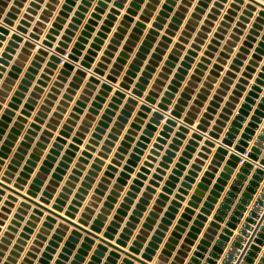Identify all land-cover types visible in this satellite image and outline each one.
<instances>
[{"label": "crops", "instance_id": "0c3cea01", "mask_svg": "<svg viewBox=\"0 0 264 264\" xmlns=\"http://www.w3.org/2000/svg\"><path fill=\"white\" fill-rule=\"evenodd\" d=\"M99 1L102 5H98ZM199 1L202 3L199 4L198 0H74L65 10L66 15L60 16L52 47L36 60L40 43L52 24L57 22L65 0H3L0 5V33H3L0 48L4 49L0 51V89L2 84H9L6 81L9 74L15 77L8 85L10 89H4L6 94L0 102V120L4 110L9 108L8 103L18 84L28 68L33 66L32 62H36V72L18 104L19 108L14 110L15 115L5 128L1 142L11 133L10 128L14 126L17 115L21 114L24 102L30 97L40 76L46 73L50 79L46 81V86L41 87L43 91L38 93L34 110L14 141L12 150H16L28 134L31 140L26 160L33 148L45 138L36 167L38 170L56 139L65 140L57 148L51 172L60 168V162H65L66 167L63 168L66 173L54 193L56 197L72 174V169L80 165L82 174L78 176L79 181L70 194L68 204L76 198L77 189L89 170H94L92 186L82 201L77 218L87 201L96 194L94 190L99 189L101 194H96L98 201L90 224L95 225L94 220L97 219L101 221L104 224L100 231L102 234L121 208L120 204L125 202L126 192L134 185L135 195L130 198L131 202L126 203V215L122 216L124 220L120 222L115 236L120 238L124 234L129 238L126 249L137 241L140 249L137 256L141 257L156 230H160L162 233L158 235L157 247L152 249L155 253L149 261L151 264H188L195 252L198 253L195 256L197 261L191 264H237L250 238H254L256 243L253 245L250 242L239 264H261L264 231L254 227L243 240L237 241L236 237L245 222L252 224L253 220H257L264 223V199H260V195L264 194V165L261 164L264 161V16L258 15L260 10H264V2L244 0V3L231 7V4L221 6L219 0L215 3L213 0ZM31 2H34L33 5H30ZM246 3L254 4L256 8L248 11ZM76 12L80 14L78 17ZM93 13L96 14L94 17ZM24 15L27 16V24L23 26L25 33L16 32ZM4 20H11L13 25L3 24ZM70 24L73 26L70 27ZM86 25L90 29H85ZM35 27L40 30L39 39L32 41L28 39V34ZM151 29L154 32L150 33ZM85 30V41L80 43L81 54L72 70L63 66L64 59V63H58L56 68L48 65L54 54L52 50L58 46L62 36L69 38L63 55L65 58ZM89 50L92 52L89 53ZM105 51L109 53L105 55ZM85 55L92 60L90 67L84 70L86 75L82 76L76 71L80 69L79 64ZM102 57L106 60L102 61ZM202 58L204 60L201 61ZM100 62L104 74L97 77L99 83L90 82L89 77L93 76L92 71ZM13 66H17L18 70H13ZM128 71L131 72L129 75ZM107 75L114 76L115 82L107 83ZM126 76L128 80L125 81ZM157 79L159 88L153 91L154 101L145 102ZM122 82L124 87L119 86ZM106 83L108 89L102 86ZM117 92L120 95L117 96ZM163 98L170 102L167 111L157 107L166 104ZM179 98L183 100L179 117L168 129H163L168 119L166 114ZM188 112H192L193 116L189 117ZM155 113L164 117L159 119ZM186 117L191 121L184 122ZM202 118H205V123L200 122ZM32 123L35 124L33 128ZM198 125L202 126L201 130L197 129ZM231 127L234 137L230 145H226L222 142ZM30 129L33 133L28 132ZM162 131V140L158 142ZM195 133L198 137L193 138ZM239 140H243L244 144H239ZM257 142V159H250V166L245 167L246 156ZM155 143L157 147L153 146ZM236 146L245 149L238 161L230 159V155L236 152ZM151 150L156 152L151 153ZM85 151L90 154L88 157L83 155ZM148 155L154 159L148 161V172L141 179L137 173ZM165 156L167 159H164ZM96 158L101 161L95 163ZM93 164L98 167L93 169ZM193 164L197 167L193 168ZM109 166H112L111 175L102 181ZM241 168L244 170L240 171ZM258 168L262 172H257ZM158 169L161 171L158 172ZM222 172L225 176H221ZM154 174H159L160 178L156 180ZM186 177L189 179L186 180ZM135 179L141 184H135ZM151 180H156V184H151ZM146 187L151 189L148 191ZM161 193L167 197L159 198ZM142 198L144 202H141ZM225 198H228L226 207L221 209L220 204ZM173 201L177 202L176 211L168 209ZM191 202L192 206L189 205ZM140 204L142 207L138 208ZM154 206L158 215L149 217V211ZM187 207L192 211L187 213L188 218H184L182 215ZM101 208L107 212L101 211ZM135 210L139 215L133 213ZM219 210L220 219L216 220L213 217ZM250 212L253 214L250 215ZM167 213L172 216H166ZM199 214L202 219L198 218ZM130 216H134L136 221L130 220ZM148 217L146 235L137 239ZM180 220L185 224L181 225L182 231H177L175 226ZM128 221L133 225L131 234L122 231ZM195 221L198 223L195 224ZM189 232L192 235L189 236ZM80 233L85 235L82 231ZM186 239H190L191 243L188 244ZM169 241L174 242L172 249L165 247ZM235 242L238 244L235 245ZM85 243L88 255L82 264H123L124 259L141 264L97 239L93 245ZM183 244L189 246L188 249L183 248ZM198 246L202 248L198 249ZM98 247L102 249L96 254ZM163 250H167L166 253ZM228 254L234 259L229 260ZM159 256H163L164 260Z\"/></svg>", "mask_w": 264, "mask_h": 264}, {"label": "rangeland", "instance_id": "374dc122", "mask_svg": "<svg viewBox=\"0 0 264 264\" xmlns=\"http://www.w3.org/2000/svg\"><path fill=\"white\" fill-rule=\"evenodd\" d=\"M39 55H36L38 56L37 58L35 56L36 60L40 58ZM16 63L19 64L18 61ZM32 65L28 68V72L22 78L20 84H18L14 96L11 97V102L8 103L9 108H6L1 115L0 179L17 187L24 193H29L38 200H46L50 206L60 197L63 187L67 186L69 191H65L67 197L64 199L66 204L63 212L68 210L70 205H75L78 208L77 218L80 207L83 205L82 201L85 200V195L89 193L92 186V177L95 173L91 175L92 181H90V187L87 192L79 191L82 183L84 181L87 182L85 179L86 175L81 182V186L77 189L78 193L74 196L76 198L72 199L68 204L70 194L73 193V188L76 187V182L79 181L78 176L82 174L79 170L80 165L77 164L76 167L79 173L75 175L72 169V174L65 180L58 195L54 196L58 186H60V181L63 180L62 175L66 173L63 168L66 167V164L65 162H60V168H55L54 172H51V169L54 167L53 163L58 153L57 148L61 143H65V140L56 139V142L49 148V152L42 160L38 170H36V167L40 160L39 155L42 154V149L45 146L44 142H42L45 141V138L39 142L38 146L33 148L32 153L29 154L26 160L25 155L28 152L27 147H29V141L31 140L28 134L24 136L25 140L21 141L16 150H12V147L15 146L14 141L18 139L17 136L21 133V129L24 128V123L28 121L31 111L34 110V106L37 103L36 99L39 97L38 93L43 91L41 87L46 86V81L50 79L47 76L48 74L45 73L40 76L41 78L37 81V85L34 86V90L31 91L30 97L27 98L20 109L21 114L17 115V120L13 123L14 126L10 128L11 133L1 142L5 128L8 127V123L12 121V117L15 115L14 110L19 108L18 104L21 103L24 93L28 91V86L31 85L30 81L34 79L36 62H32ZM12 68L13 70H18L17 66ZM13 77H15L14 74H9V78L6 79L7 83H9L8 85L13 83ZM8 85L2 84L0 102L3 101L2 97L6 94L4 89H10ZM0 107L2 106L0 105ZM33 127H35L34 123L31 124V128ZM28 132L33 133L32 129ZM63 159L66 160V156ZM24 160L25 162H23ZM49 174H51L50 177ZM71 175L76 176L77 179L70 178ZM68 180L74 186L67 185ZM96 190L98 192H95ZM94 192L101 194L99 189H95ZM96 194L91 197V200L87 201L83 211L80 213V217L83 212L91 215L95 212L94 207L97 206L96 202L98 201ZM51 195L53 196L52 198ZM87 207L92 208L94 212L90 213L87 211ZM0 217H2L4 225V227H0V232H3L4 237H6V239L0 237L4 241L2 245L4 248L2 264H82L85 260V258L80 260L77 257L81 254L78 249L84 248L86 245V241L81 238L82 234L80 231L2 186H0ZM10 225H14V227L10 228ZM101 249V247H98L95 253L98 254Z\"/></svg>", "mask_w": 264, "mask_h": 264}, {"label": "water", "instance_id": "95a60500", "mask_svg": "<svg viewBox=\"0 0 264 264\" xmlns=\"http://www.w3.org/2000/svg\"><path fill=\"white\" fill-rule=\"evenodd\" d=\"M2 1L3 0H0V5L2 4ZM73 1L74 0H65V3L63 4L62 9L59 11V16H57V18H56V21L57 22H54L52 24V28H50L48 34H46V36H45V39L40 43V47L41 48L38 49V51H37L38 54H40V55H42V54L44 55L45 54L46 55L48 53L47 51L50 49V47H52V41L56 39L55 38V35L57 34L56 29L59 26L58 25V22L61 19L60 16L66 15L65 14V10L69 9V5L72 4ZM251 1L254 2V3H257L254 0H251ZM33 3L34 2H31L30 5H33ZM201 3H202V1H199V4H201ZM133 4L134 3H132L131 5H133ZM249 4L251 5V8H253V9L256 8V6L254 4L246 3V7L247 8L249 7ZM98 5H102V2L99 1L98 2ZM230 6L232 7V5H230ZM47 7H49V5H47ZM0 10H1V8H0ZM12 10H14V8H12ZM96 10H98V8H96ZM27 11H29V9ZM129 11L130 10H127V12H129ZM44 12H46V10H44ZM9 15L11 16L12 14H9ZM75 15L78 17L80 14H79V12H76ZM95 15L96 14L93 13L92 14V17H94ZM258 15L260 17L264 16V10H260L259 13H258ZM42 17H40V18H42ZM224 18H226V17H224ZM26 19H27V16L24 15V18H23V20H21L20 25H18L16 27V29H15L16 32L25 33V28H23V26L27 24ZM258 19H260V18H258ZM72 20L73 21H76V18H73ZM91 22H92V20L90 19L89 20V23H91ZM2 23L5 24V25H7V26H9V27H11L13 25V23H12L11 20H4V21H2ZM121 23H124V22H121ZM222 24H223V22H222ZM38 25H40V22H38ZM154 25L155 24H153V26ZM72 26L73 25L70 24V27H72ZM85 29H90V26L89 25H86L85 26ZM118 29H120V27H118ZM0 31H2V29ZM86 31L87 30L83 31L82 36H80L78 38V42L75 43V46L71 49V51L67 54V56L65 58H63L64 57L63 55L66 53V48L68 47L67 46V43L69 41V38H67V36H62V38H61L62 40L58 42V46L56 48H54V50H52L54 54L50 57V62H48V65L56 68L57 65H58V63H60L61 60L64 59L66 62L63 64V66L66 69L72 70L74 68L73 64L76 61H78V56L81 54L80 49L82 48V45L80 43L83 42V41H85V39L83 37H84V35L87 34ZM39 32H40V30L37 27L33 28V32H31L30 34H28V39H30L32 41H37L39 39ZM149 32L152 33V32H154V30L151 29ZM66 33H69V30H66ZM147 37L149 38L150 35H147ZM13 38H16V37L13 36ZM111 41H114V40L112 39ZM144 43L147 44L146 41H144ZM94 46L95 45H92V47H94ZM90 52H92V51L89 50V53ZM108 53H109L108 51H105L104 52L105 55H107ZM37 57L38 56H36V58ZM170 57L172 58V56H170ZM91 60H92V58L89 55H85L84 56V60H82L80 62V64H79L80 65V69L77 70L76 73L79 74V75L85 76L86 73H85L84 70L85 69H88L90 67V61ZM101 60L102 61L103 60H106V58L105 57H102ZM202 60H204V58H202L201 61ZM166 64H168V62H166ZM102 66H103V64L100 62L98 64V67L97 68H94V70L92 71L93 76H90L89 77V81L90 82H93V83H99L100 82V80L97 77L102 76L104 74L102 72V70L100 69V67H102ZM112 72H115V71H112ZM130 73L131 72L128 71L127 72V75H129ZM159 76H162V74H160ZM105 79H106V82L107 81L115 82V78L112 75H107ZM124 80L125 81L128 80V76L124 77ZM158 81L159 80L157 79L156 80V83L153 84V86L151 88L152 90L149 92V96H147L145 98V100H144L145 102L152 103L154 101V98H152V96L154 95V92L153 91L155 89L158 90V88H159L157 86V82ZM107 83L106 84H102V86L104 88H107L108 89L109 86H108ZM119 86L120 87H124L125 86L124 82H122ZM20 87L22 88V86H20ZM137 87H141L140 84H137ZM133 93H136V92H133ZM116 95L117 96L120 95V92H117ZM129 101H131V100H129ZM162 101L166 102V104L165 105L164 104H159V105H157V107L160 108V109H163L164 111L169 110V107H168V104L170 103L169 100H167L166 98H163ZM181 104H183V100L181 98H179L176 101V103L174 104L173 108L170 109V112L168 114H166L168 116V119L166 120V124L163 126V129H168L170 127V125H173L174 124L173 120L175 118H178L179 117V115H180L179 113L182 110ZM126 106H128V104H126ZM191 109L193 110L194 107H191ZM209 109L210 108H208V110ZM107 112H108V110H107ZM187 115L189 117H192L193 116V113L192 112H188ZM155 116L157 118H159V119H161V118L164 117L163 114H158V113H155ZM206 116H207V114L204 115V117H206ZM154 121H156V120H154ZM188 121H191V120H190V118H187L186 117L184 119V122H188ZM200 122L201 123H205L206 122L205 121V118H202L200 120ZM200 127H202V126L201 125H198L197 129H200L201 130ZM215 128L216 127H214V129ZM232 130H234V129L231 127L229 129V131L226 133L225 138H224V140H223L222 143H224L226 145H230L231 139L234 137L231 134V131ZM262 133H264V130L262 131ZM163 134H164V132L162 131L160 133V137H158V139H157L158 142H160L162 140L161 137H162ZM192 137L193 138H196V137H198V134L195 133V134L192 135ZM243 137H244V135H243ZM261 137L262 136H259V138H261ZM59 140H62V138H59ZM190 142H192V141H190ZM239 144H244L243 140H239ZM257 145H258V142L255 143V146H253L251 148L250 152H248V154L246 156L247 161L244 162V166L245 167L246 166H250V164L248 162V161H250V159H252V160L257 159L256 158L257 157V153L259 152V150L257 148ZM153 146L154 147H157L158 144L155 143ZM188 147L189 146H187V148ZM86 148L89 149V146H87ZM234 151H236L237 153L236 152H233V154L230 155V159L238 161V160H240V157H241L240 154L243 153L245 151V149L243 147H241V146H236L234 148ZM155 152H156L155 150H151V153H155ZM83 155L88 157V155H90V154L85 151V152H83ZM82 159H84V158H81V160ZM152 159H154L153 156H151V155H148L147 156V161H145L144 162V166L140 168V172L137 173V177H139L141 179H144L145 178V174L148 172V170H147L146 167H148V165H150V163L148 161L149 160H152ZM164 159H167V157L165 156ZM182 160H183V158L180 159V161H182ZM100 161L101 160L99 158H96L95 159V163H98ZM261 164L264 165V161H262ZM97 167H98L97 164H93L92 165V168L93 169H96ZM177 167H179V164L177 165ZM192 167L194 168V167H197V166H196V164H193ZM111 169H112V166H109L108 167V170H106L104 172V174L106 176L101 179L102 181H106L107 180L106 177L109 176V175H111V173H110ZM243 170H244V168H241L240 169V171H243ZM157 171L160 172L161 170L158 169ZM257 172H262V170H260L258 168L257 169ZM73 173H75V175L78 174L79 173L78 169L77 168L73 169ZM94 173H95L94 170H89L88 175L85 177V179L87 180V182L84 181L82 183V187L79 188V191L87 192L88 188L90 187V181H92L91 175L94 174ZM221 176H225V174L222 172L221 173ZM153 177L156 180L158 178H160L159 174H154ZM70 178H72L74 180L77 179L76 176H74V175H71ZM185 179L187 180V179H189V177H186ZM156 180H151L150 183L154 185V183L156 184V182H155ZM204 181H206V180H204ZM134 183L135 184H141L140 180H138V179H135L134 180ZM66 184L67 185L74 186V184L72 182H70V180H68ZM183 185H185V182H183ZM0 186L8 189L9 191L15 193L18 196H21L22 198L26 199L27 201L33 203L34 205L38 206L39 208H41V209L45 210L46 212L52 214L53 216L57 217L58 219L66 222V223L70 224L71 226L75 227L76 229L84 232L85 235H81V238L84 239L86 242H88L90 245L95 244V240L97 239V240H99V241H101V242H103V243L111 246L112 248H114V249L122 252L123 254H125L128 257H130L131 259L138 261L141 264H151L149 261L152 260L153 254L155 253L154 250H152V249L157 247V243H158V240H159L158 239V235H160L162 233L160 230H156L155 236L152 237V241L148 243L149 247H147L145 249V252L141 253V257H139V256L136 255V254L140 253V249H139V245H138V242L137 241H133L132 242L133 245L132 246H129V248L126 249L127 239H129V238H127V236H125L124 234H121L120 235V238H116V236H115V234L117 233V228L121 226L120 222H122L124 220V218H122V216L123 215H126V210L125 209L128 208V206L126 205V203L127 202H131V199L130 198L135 195L133 193V191L136 190V187L134 185H132L130 187L131 190H128L126 192L127 196H124V198H123V200L125 202H123V203L120 204L121 208H119L117 210V213L113 215V220L110 221V224L106 227V230L102 234H100V231H101V227L104 224H102V222L99 221L98 219L97 220H94L95 225L90 224V219H92V215L91 214H87L86 212H83L81 214V217L76 218V213L78 212L77 206L70 205L69 206V209L68 210H65L63 212L64 205L66 204V202H65L64 199H66V197H67L66 194H65V191H69V189H68L67 186L63 187V192L60 193V197L56 199V202L52 206H50L48 204L49 202H47L46 200H38L34 196L30 195L29 193H24L20 189H18L17 187L12 186V185L6 183L5 181H3L1 179H0ZM146 189L149 191L151 188L150 187H146ZM164 191H166V190H164ZM95 192H98V191L96 190ZM263 192H264V189H263ZM143 195L146 197L147 196V193L144 192ZM52 197L53 196L51 195V198ZM166 197L167 196L165 194H163V193L159 194V198H166ZM176 197H178V196H176ZM227 200H228V198H225L224 201L220 204L221 209L226 207ZM144 201L145 200L142 198L141 199V202H144ZM158 201L159 200H157V202ZM258 201H260V200H258ZM176 203L177 202L173 201L172 202V205L169 206L168 209L170 211H176V209H177L176 208ZM91 204H93V203H91ZM105 205L108 206V203L106 202ZM189 205L192 206V202L189 203ZM205 205L208 206L209 204L206 202ZM137 206H138V208H141L142 207L141 204L140 205H137ZM255 207L256 206H254L253 208H255ZM86 210L89 211L90 213L94 212L93 209L90 208V207H87ZM101 211L107 212V210L104 209V208H101ZM185 211L186 212L182 216L184 218H188L187 213H190L192 210L187 207V208H185ZM202 211H205V209H202ZM220 211L221 210H219L218 213L216 215H214V217H213L214 219H216V220L220 219L219 216H218L219 213H220ZM133 213L136 214V215H139L137 210H135ZM252 214H253V212H250V215H252ZM157 215H158L157 208H156V206H154L152 208V210L149 211V217L150 216H157ZM170 215L172 216V214H168V213L166 214V216H170ZM98 216H101V215L99 214ZM149 217L146 218V221L147 222H145L142 225L143 228L139 230V233L140 234H138L136 236L137 239H141L143 237V235H146L145 229H148L149 228V225L147 224L150 221V218ZM198 218H201L202 219L203 217L199 214L198 215ZM263 218H262V220H263ZM129 219L132 220V221H136V218H134V216H130ZM194 223L196 224V223H198V221H195ZM184 224L185 223L182 220H180L179 221V224H177L175 226V229L177 231H182L183 228H182L181 225H184ZM126 225L127 226L123 227L122 231L124 233H126V234H131L132 233V227H133L132 223L128 221V222H126ZM160 228L162 229V225L160 226ZM191 229L193 230L194 227H191ZM210 229L211 228H208V230H210ZM257 229H258V226H257ZM257 229H256V231H257ZM173 235H176V232H173ZM188 235L189 236L192 235L191 232H189ZM240 240H243V239H240ZM240 240H237V241H240ZM186 242L188 244H190L191 243V240L190 239H186ZM202 242H204V240H202ZM250 242H251V239L247 241V246H246V248L244 247L243 253L240 254V259L238 260V263L237 264H239V262L243 258L245 251L247 250V248L250 245ZM237 244H238V242H235V245H237ZM173 245H174V242L169 241V242H166L165 247L168 248V249H172L174 247ZM150 247H152V248H150ZM182 247L185 248V249L186 248L188 249L189 246L183 244ZM200 248H202V246H198V249H200ZM78 251L81 254L78 255L77 257L80 260H84L85 256L88 255V251L85 248H79ZM166 251L167 250H163V253H166ZM197 254H198L197 252L194 253L195 256H197ZM228 255L230 256V254H228ZM195 256H193L191 258V260H190V262L188 264H191L192 262L197 261V258ZM159 258L162 259V260H164V257L163 256H159ZM123 261H124L123 264H133V262L131 260H129V259H124ZM225 261H226V259L224 260V262Z\"/></svg>", "mask_w": 264, "mask_h": 264}, {"label": "snow or ice", "instance_id": "6c2138e0", "mask_svg": "<svg viewBox=\"0 0 264 264\" xmlns=\"http://www.w3.org/2000/svg\"><path fill=\"white\" fill-rule=\"evenodd\" d=\"M62 2H63V0H62ZM198 2H199V0H198ZM213 2L215 3V0H213ZM261 2H264V0H261ZM219 3L221 6H223L225 4H231L233 7H235L236 5L244 3V0H219ZM185 7H187V5H185ZM231 10H232V8L229 9V11H231ZM251 10H252V8H251V5L249 4L248 11H251ZM2 35H3V33H0V36H2ZM2 43H3V41H0V44H2ZM0 51H4V49L0 48ZM0 67H2V65H0ZM260 199H264V194H261ZM249 219H252V217L249 216ZM257 226L260 227V229L262 231H264V223H259V221H257V220H253L252 224L245 222L242 225L241 230L237 233L236 239L237 240L243 239L245 236L248 235V233L250 231H252V229L254 227H257ZM0 227H4L2 217H0ZM9 227L10 228L14 227V225H10ZM0 237H4L3 232H0ZM4 238L6 239V237H4ZM250 239H251V243L253 245H255V243H256L255 239L254 238H250ZM3 242H4L3 239H0V264H2V260H3V251H4V248L2 247ZM233 250L235 251V249H233ZM232 259H234V258L229 256V260H232ZM261 264H264V258L261 259Z\"/></svg>", "mask_w": 264, "mask_h": 264}, {"label": "bare ground", "instance_id": "6f19581e", "mask_svg": "<svg viewBox=\"0 0 264 264\" xmlns=\"http://www.w3.org/2000/svg\"><path fill=\"white\" fill-rule=\"evenodd\" d=\"M258 6H259V4H258ZM263 9V8H262ZM2 19H4V18H2ZM0 20H1V18H0ZM261 31V30H260ZM15 33V32H14ZM48 78V77H47ZM11 185V184H10ZM21 197V196H20ZM45 211V210H44ZM46 212V211H45Z\"/></svg>", "mask_w": 264, "mask_h": 264}, {"label": "built area", "instance_id": "2783aa9c", "mask_svg": "<svg viewBox=\"0 0 264 264\" xmlns=\"http://www.w3.org/2000/svg\"><path fill=\"white\" fill-rule=\"evenodd\" d=\"M61 62L64 63V60L62 59Z\"/></svg>", "mask_w": 264, "mask_h": 264}]
</instances>
